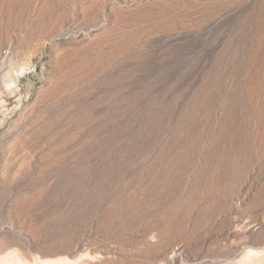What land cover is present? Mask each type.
I'll use <instances>...</instances> for the list:
<instances>
[{"label":"rangeland","instance_id":"1","mask_svg":"<svg viewBox=\"0 0 264 264\" xmlns=\"http://www.w3.org/2000/svg\"><path fill=\"white\" fill-rule=\"evenodd\" d=\"M0 239L264 264V0H0Z\"/></svg>","mask_w":264,"mask_h":264},{"label":"bare ground","instance_id":"2","mask_svg":"<svg viewBox=\"0 0 264 264\" xmlns=\"http://www.w3.org/2000/svg\"><path fill=\"white\" fill-rule=\"evenodd\" d=\"M6 243H7V241H6ZM6 243H5V240L0 239V255H1L0 256V264H8L9 258H12V260H15V261L19 258V257L17 258L18 255H16L14 250H12L11 252H7V253H10L11 256H8L9 254H4L6 247H8V245L6 246ZM15 258H17V259H15ZM18 261H20V260L18 259ZM17 263L18 262H15V264H17Z\"/></svg>","mask_w":264,"mask_h":264}]
</instances>
